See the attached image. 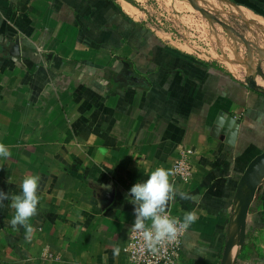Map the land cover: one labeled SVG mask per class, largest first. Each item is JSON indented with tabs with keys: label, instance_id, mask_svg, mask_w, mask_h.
Listing matches in <instances>:
<instances>
[{
	"label": "crops",
	"instance_id": "1",
	"mask_svg": "<svg viewBox=\"0 0 264 264\" xmlns=\"http://www.w3.org/2000/svg\"><path fill=\"white\" fill-rule=\"evenodd\" d=\"M233 1L264 11V0ZM135 14L126 0H0V143L12 153L0 191L40 176L30 242L9 223L10 202L0 206V264H130L126 194L186 148L194 178L170 180L194 199L167 210L198 220L178 264H222L239 182L264 150V93ZM221 114L239 124L234 145L226 123L215 131ZM235 264H264V180Z\"/></svg>",
	"mask_w": 264,
	"mask_h": 264
},
{
	"label": "rangeland",
	"instance_id": "2",
	"mask_svg": "<svg viewBox=\"0 0 264 264\" xmlns=\"http://www.w3.org/2000/svg\"><path fill=\"white\" fill-rule=\"evenodd\" d=\"M126 1L134 6L135 18L185 53L232 71L264 93V11L233 0Z\"/></svg>",
	"mask_w": 264,
	"mask_h": 264
},
{
	"label": "clouds",
	"instance_id": "3",
	"mask_svg": "<svg viewBox=\"0 0 264 264\" xmlns=\"http://www.w3.org/2000/svg\"><path fill=\"white\" fill-rule=\"evenodd\" d=\"M11 155L8 147L0 143V158L6 160ZM173 175L174 170L157 167L150 172L147 179L135 183L126 194L131 197L129 202L134 205L135 219L131 230L142 238L146 250L152 254L158 253L165 244L174 243L182 230H187L198 220L195 210L185 212L182 219L169 215L168 204L177 195L182 200L194 199L176 188L170 180ZM39 182V175H26L20 180L19 193L0 191V206H3L4 201H9L13 210L10 225L17 230L23 227L25 240L29 242L36 231L29 221L38 214ZM120 251L118 245H113V257L119 256Z\"/></svg>",
	"mask_w": 264,
	"mask_h": 264
},
{
	"label": "water",
	"instance_id": "4",
	"mask_svg": "<svg viewBox=\"0 0 264 264\" xmlns=\"http://www.w3.org/2000/svg\"><path fill=\"white\" fill-rule=\"evenodd\" d=\"M15 48H18V44ZM125 68L129 69V64L125 63ZM129 73V71H126V74ZM220 116L221 117L216 121V132L220 130V126H224L223 124L226 123L224 114H221ZM223 132L228 135L227 143L234 145L239 133V124L234 117H230V119H228L226 128ZM263 180L264 150L249 163L239 182L235 196L233 219L229 230L228 241L226 243L222 264H235L241 249L246 243L248 216Z\"/></svg>",
	"mask_w": 264,
	"mask_h": 264
},
{
	"label": "built area",
	"instance_id": "5",
	"mask_svg": "<svg viewBox=\"0 0 264 264\" xmlns=\"http://www.w3.org/2000/svg\"><path fill=\"white\" fill-rule=\"evenodd\" d=\"M193 150L182 149L179 158L174 162L173 170L175 181L187 183L194 178L195 168L192 163ZM171 217L179 218L167 210ZM187 230H182L174 243L165 244L156 254L148 252L142 238L131 230L129 240L125 247L130 264H178L181 260L183 239Z\"/></svg>",
	"mask_w": 264,
	"mask_h": 264
},
{
	"label": "bare ground",
	"instance_id": "6",
	"mask_svg": "<svg viewBox=\"0 0 264 264\" xmlns=\"http://www.w3.org/2000/svg\"><path fill=\"white\" fill-rule=\"evenodd\" d=\"M243 15V14H242ZM240 16V15H239ZM244 16H245V14H244ZM251 18V17H250ZM243 19V18H242ZM250 20V19H249ZM252 22H254V20L252 21Z\"/></svg>",
	"mask_w": 264,
	"mask_h": 264
}]
</instances>
